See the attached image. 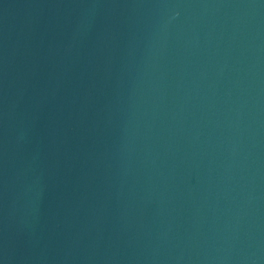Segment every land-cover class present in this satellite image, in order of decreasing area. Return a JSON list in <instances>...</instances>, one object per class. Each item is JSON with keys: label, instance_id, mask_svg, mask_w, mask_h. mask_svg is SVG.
<instances>
[{"label": "water", "instance_id": "1", "mask_svg": "<svg viewBox=\"0 0 264 264\" xmlns=\"http://www.w3.org/2000/svg\"><path fill=\"white\" fill-rule=\"evenodd\" d=\"M0 264H264V0H0Z\"/></svg>", "mask_w": 264, "mask_h": 264}]
</instances>
